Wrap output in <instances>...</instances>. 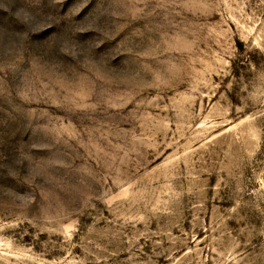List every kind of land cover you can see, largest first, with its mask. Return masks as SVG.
I'll return each instance as SVG.
<instances>
[{"label": "rangeland", "instance_id": "rangeland-1", "mask_svg": "<svg viewBox=\"0 0 264 264\" xmlns=\"http://www.w3.org/2000/svg\"><path fill=\"white\" fill-rule=\"evenodd\" d=\"M0 264H264V0H0Z\"/></svg>", "mask_w": 264, "mask_h": 264}, {"label": "snow or ice", "instance_id": "snow-or-ice-1", "mask_svg": "<svg viewBox=\"0 0 264 264\" xmlns=\"http://www.w3.org/2000/svg\"><path fill=\"white\" fill-rule=\"evenodd\" d=\"M49 31H51V29H49ZM43 35V34H42ZM88 35H91L90 33L89 34H85V36L84 37H82V38H86Z\"/></svg>", "mask_w": 264, "mask_h": 264}]
</instances>
